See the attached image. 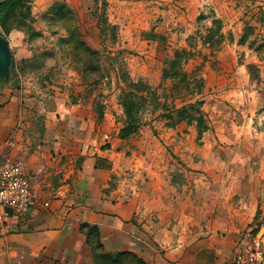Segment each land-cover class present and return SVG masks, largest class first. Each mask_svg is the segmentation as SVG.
Returning a JSON list of instances; mask_svg holds the SVG:
<instances>
[{"label": "crops", "instance_id": "obj_1", "mask_svg": "<svg viewBox=\"0 0 264 264\" xmlns=\"http://www.w3.org/2000/svg\"><path fill=\"white\" fill-rule=\"evenodd\" d=\"M52 1H33L35 20ZM212 1L227 19L231 0L128 3L162 6L164 15L178 10L173 21H188ZM126 2L110 0L115 7ZM13 36L24 38L10 32V48ZM12 82L10 73L0 83V150L21 163L37 200L23 216L0 206V264H233L255 213L264 214V158L258 172H243L240 158L189 155L183 165L199 172L175 174L179 164L167 149L185 128L143 126L120 138L114 120L98 123L93 97L58 106L41 127L30 125L22 105L31 98ZM64 112L74 124L62 122ZM89 227H96L100 248L89 242Z\"/></svg>", "mask_w": 264, "mask_h": 264}, {"label": "rangeland", "instance_id": "obj_2", "mask_svg": "<svg viewBox=\"0 0 264 264\" xmlns=\"http://www.w3.org/2000/svg\"><path fill=\"white\" fill-rule=\"evenodd\" d=\"M33 1L22 4L29 6V17L16 13L7 23L9 33L24 35L10 39V73L21 96L31 98L22 105L31 111L30 125L41 127L51 111L93 97L98 123L114 120L120 128L129 120L123 106L131 101L129 122L138 128H185L175 135L180 149L167 147L179 164L175 174L199 172L195 165L184 166L183 158L202 154L240 158L241 171H259L264 158V0H231L229 13L222 8L227 19L212 1L188 21H173L178 10L164 15L165 7L130 0L117 7L110 0H53L38 21ZM18 48L28 50V56L20 58ZM182 106L188 118L201 117L207 126L200 136L194 121L179 119ZM62 122L74 124L65 112ZM249 227L252 233L263 231L261 210Z\"/></svg>", "mask_w": 264, "mask_h": 264}, {"label": "built area", "instance_id": "obj_3", "mask_svg": "<svg viewBox=\"0 0 264 264\" xmlns=\"http://www.w3.org/2000/svg\"><path fill=\"white\" fill-rule=\"evenodd\" d=\"M36 200L21 163L2 157L0 150V206L23 216ZM233 264H264V229L261 233H246L234 252Z\"/></svg>", "mask_w": 264, "mask_h": 264}, {"label": "trees", "instance_id": "obj_4", "mask_svg": "<svg viewBox=\"0 0 264 264\" xmlns=\"http://www.w3.org/2000/svg\"><path fill=\"white\" fill-rule=\"evenodd\" d=\"M24 0H1L0 1V28L2 29V32H0V35H7L12 27L8 26V20L12 16H14L16 13L21 17H29L30 16V8L28 5H22ZM28 2V1H26ZM24 6V11L20 10L19 7ZM19 28V27H17ZM10 69L12 70V64L10 65ZM198 103L201 101H197ZM132 106L133 103L131 101H127L125 105L123 106L124 112L126 117L132 119ZM192 106V105H191ZM179 119H187L188 124H190L192 121L195 122L196 131L198 136H200L206 129L207 126H204L203 120L201 117H192L189 115V118L187 116L186 107L182 106L181 109L178 110ZM166 116V115H165ZM126 123V125L119 128L118 136L120 138H128L129 135L136 132L138 130V124L132 123V120ZM87 226V225H86ZM87 238L89 239V242H95L96 246L100 248V244L97 240V230L96 227H89ZM121 254H127L125 252ZM100 256L104 257V255Z\"/></svg>", "mask_w": 264, "mask_h": 264}, {"label": "water", "instance_id": "obj_5", "mask_svg": "<svg viewBox=\"0 0 264 264\" xmlns=\"http://www.w3.org/2000/svg\"><path fill=\"white\" fill-rule=\"evenodd\" d=\"M12 52L8 40L0 35V83H7L10 78Z\"/></svg>", "mask_w": 264, "mask_h": 264}]
</instances>
